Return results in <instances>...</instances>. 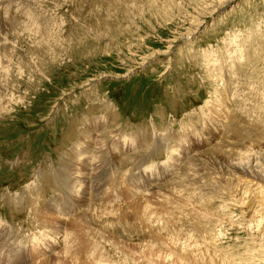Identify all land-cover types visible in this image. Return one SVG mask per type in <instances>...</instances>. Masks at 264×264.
I'll return each mask as SVG.
<instances>
[{"label":"rangeland","instance_id":"obj_1","mask_svg":"<svg viewBox=\"0 0 264 264\" xmlns=\"http://www.w3.org/2000/svg\"><path fill=\"white\" fill-rule=\"evenodd\" d=\"M0 2L24 20L0 19V264L43 254L46 212L84 217L94 260L264 264V183L237 167L264 151V0Z\"/></svg>","mask_w":264,"mask_h":264},{"label":"bare ground","instance_id":"obj_2","mask_svg":"<svg viewBox=\"0 0 264 264\" xmlns=\"http://www.w3.org/2000/svg\"><path fill=\"white\" fill-rule=\"evenodd\" d=\"M21 2V1H20ZM227 2V1H226ZM225 2V3H226ZM1 3V2H0ZM3 4V3H2ZM222 4V3H221ZM220 5V4H219ZM222 5H224V4H222ZM3 7H4V5H3ZM3 7H1L0 8V19L1 20H4L7 16H11L10 18L11 19H13L14 18V20H17L18 22H20V23H23L24 22V20H21V17L19 18V17H17L15 14H10L9 12H8V10H6V9H4ZM30 14H32L31 12H30ZM22 19H25V17L24 18H22ZM26 21V20H25ZM24 24H26V23H24ZM37 40L38 41H36V46L38 45L39 47L41 46V48H44V47H46V46H49V45H59V42H58V40H57V38H53L54 39V41H51V40H47L46 38H45V36H37ZM49 51H52V49L50 48L49 49ZM245 52V51H244ZM244 55V54H243ZM242 55V56H243ZM250 61V60H249ZM246 67V66H245ZM223 70V69H222ZM250 70V69H249ZM239 71V70H238ZM215 77H216V79H218V78H221L222 77V71L220 72L219 70L218 71H216L215 72ZM224 74V73H223ZM236 77V76H235ZM250 77V76H249ZM215 79V80H216ZM230 79H232V78H230ZM233 79H234V77H233ZM232 79V80H233ZM224 80V79H223ZM225 82V81H224ZM219 83V82H218ZM223 83V82H222ZM221 83V85H223ZM233 83V82H232ZM220 84V83H219ZM252 85V84H251ZM218 86V85H217ZM220 86V85H219ZM224 89V88H223ZM219 90H221V89H219ZM215 92V91H214ZM219 92V91H218ZM264 92V91H263ZM222 93V92H221ZM233 96V95H232ZM219 97V96H218ZM263 97V96H262ZM219 102V101H218ZM210 105V104H209ZM216 107V106H215ZM214 119V118H213ZM212 120V119H211ZM223 129V128H222ZM101 135V134H100ZM164 139H165V137H164ZM257 141V140H256ZM260 141V140H259ZM258 141V142H259ZM263 141V140H262ZM261 142V141H260ZM223 144V146L224 145H226L227 147L229 146V145H227V144H224V143H222ZM250 145H251V143H250ZM255 145V144H254ZM218 146H220V144L218 145ZM218 146H216L215 148H217ZM222 146V145H221ZM220 146V147H221ZM252 146V145H251ZM231 147V146H230ZM247 147V146H246ZM213 149V148H212ZM223 151V150H222ZM101 153V152H100ZM200 153V152H199ZM242 153H243V157L244 158H246L247 160H248V163L244 166V165H240V166H238L237 165V167L239 168V171L240 172H246V173H249L252 177H254V180H259V185H261V183L263 182L264 183V171L262 170V169H260V168H256L255 169V167H252L251 168V171H249L250 170V164H252L251 163V161H252V159H259V158H261V157H263L264 156V151L262 150V149H258V150H256V149H254V148H249L248 147V149L247 150H242ZM97 154V153H96ZM96 154H94V153H92V150H91V155H92V157L93 156H97ZM202 154V153H201ZM223 154V153H222ZM76 155H78V154H76ZM83 155H85V154H82L81 156H83ZM229 155V154H228ZM99 156V155H98ZM110 156V155H109ZM96 158V157H95ZM110 158V157H109ZM128 159V158H127ZM240 159V158H239ZM238 159V160H239ZM109 160V159H108ZM142 160V159H141ZM235 160V159H234ZM237 160V159H236ZM93 161H94V159H93ZM256 161V160H255ZM239 162V161H238ZM235 163V162H234ZM92 164V163H91ZM94 164V163H93ZM98 164H100V162L98 163ZM254 165V164H253ZM263 165V164H262ZM257 166H259L258 165V162H257ZM261 166V165H260ZM73 168H74V166H73ZM235 168V167H234ZM70 169H72L70 166L68 167V166H66V170H70ZM93 169L94 168H92V167H88V170L90 171V172H93ZM102 171H103V169H102ZM78 174L80 175V173L78 172ZM57 175V178H56V183H58V185H59V188L57 187V190H59L60 192H65L67 195H69V197H71L73 194H72V192H75V183L74 182H72V181H70L66 176H61V177H59L58 176V174H56ZM94 176V174L93 173H89V175H88V180H90L92 177ZM184 179V178H183ZM99 182V181H98ZM55 183V184H56ZM258 185V186H259ZM99 186V185H98ZM261 187V186H260ZM259 187V189L262 191L264 188V184H263V186H262V189ZM99 188V187H98ZM157 188V187H156ZM159 188V187H158ZM258 188V187H257ZM44 189V188H43ZM97 190V189H96ZM27 191V190H26ZM158 191V190H157ZM78 192V191H77ZM91 192V191H90ZM89 192V193H90ZM92 193V192H91ZM159 193V192H158ZM93 194V193H92ZM77 195V194H76ZM90 195V194H89ZM94 195H95V193H94ZM91 196V195H90ZM93 196V195H92ZM73 197V196H72ZM167 197V196H166ZM81 199H83L82 197H81ZM96 199V198H95ZM84 203H85V208H84V205H82L81 204V206H83V208H82V210H85V211H91V209L92 208H94V207H90V206H92V204H89L90 203V199H89V196L88 197H84ZM150 200V199H149ZM168 200V199H167ZM147 201H148V199H147ZM152 201V200H151ZM138 202V201H137ZM149 202V201H148ZM153 202H155V199H154V201ZM244 202V201H243ZM134 203V202H133ZM134 205V204H133ZM98 206V205H97ZM116 206V205H115ZM114 206V207H115ZM121 206V205H120ZM135 206V205H134ZM146 208H147V206L148 207H152V205L151 206H149V205H147V204H145L144 205ZM109 207V206H108ZM106 208V207H105ZM110 208V207H109ZM36 209V208H35ZM81 210V211H82ZM96 210V208L94 209V211ZM84 211V212H85ZM87 211V212H88ZM39 212V211H38ZM83 212V213H84ZM43 212H41V214H42ZM86 213V212H85ZM40 214V215H41ZM44 214V213H43ZM91 214V213H90ZM94 214H95V212H94ZM38 215V214H37ZM52 215V214H51ZM49 213L47 214V212L44 214V216H45V219L44 218H42L43 216H41L40 218H42V220L41 221H43L41 224H39L37 227H40V229L41 228H43V230H42V232H41V238H39L37 241H35L34 242V244H35V247H33V249H36V250H38V252H41V253H43V254H41L38 258H36L35 260L36 261H34L33 262V264H133V263H131V262H128L127 260H126V258L124 257V255H123V257H122V259H117L116 258V261H114L113 259V262H109V261H102V260H104L103 259V254H104V252H100V250L98 249L99 247V239L100 238H97V239H94L95 241L94 242H96V243H98V244H94V246L93 247H91V251L89 250V254L87 255V256H82V254H81V252L82 251H87V245H90V244H88L89 242H87V239L85 238V236L83 235V233L81 234L80 232H79V230L80 229H78L76 226H78L79 224H80V221L84 218H82L81 220H79V224L78 225H75V223H73L72 224V226L73 225H75L74 226V228L76 227L77 228V230L75 229V230H73V228H72V226L70 227L67 223V225H68V227H67V225L63 228V226H62V224L60 225V223H56L55 222V220L57 221V219H54L52 216H51ZM73 215L74 214H72V213H69L68 214V217H62L63 218V220L64 221H71V222H74V221H76L75 220V217H73ZM93 216V215H92ZM91 216V217H92ZM60 217V216H59ZM72 217L74 218V221H72L73 219H72ZM39 218V217H38ZM93 218V217H92ZM91 218V219H92ZM161 218V217H160ZM44 219V220H43ZM72 219V220H71ZM98 219V218H97ZM87 220V219H86ZM89 220V219H88ZM94 220V219H93ZM78 221V220H77ZM84 221V220H83ZM83 221L81 222V223H83ZM98 221H99V219H98ZM259 221V220H258ZM39 222V221H38ZM88 222V221H87ZM89 222H90V220H89ZM89 222H88V224H89ZM94 222V221H93ZM92 223V222H91ZM260 223L261 222H258V224L256 225V226H258V225H260ZM232 224V223H231ZM13 225V224H12ZM84 224H82V226H83ZM14 227V226H13ZM84 227V226H83ZM85 227L87 228V226L85 225ZM15 228V227H14ZM61 229V232H59L58 231V229ZM89 228H90V231H92L91 230V228H92V226L90 225L89 226ZM82 230V229H81ZM84 230V229H83ZM82 230V231H83ZM88 230L89 229H87V232H88ZM94 230V229H93ZM258 230V229H257ZM8 231V230H7ZM11 231V230H10ZM20 231V230H19ZM34 231V230H33ZM35 232V231H34ZM94 232V231H93ZM92 232V235L94 234ZM16 233V232H15ZM98 233V232H97ZM18 234V233H17ZM84 234H86V233H84ZM96 234V233H95ZM46 235H48V236H46ZM57 235H61V237H60V239H61V241H60V243H62V245H59V247H60V250L58 249V251L57 252H55L54 250H52V248H51V245H50V240H51V237L52 236H57ZM22 236V235H21ZM30 236V235H29ZM44 236H46V237H44ZM96 236V235H95ZM99 236V235H98ZM26 238H27V236H25ZM31 237V236H30ZM37 237V236H36ZM91 237V236H90ZM12 238V237H11ZM10 238V239H11ZM6 239V238H5ZM14 240H13V242L14 241H16L17 242V240H15L16 239V237L15 238H13ZM260 239V238H259ZM264 239V238H263ZM30 240V239H29ZM33 240V239H32ZM109 240V239H108ZM120 240V239H119ZM11 241H12V239H11ZM89 241V240H88ZM113 241V240H112ZM118 241V240H117ZM16 242H14V243H16ZM19 242V241H18ZM32 242V241H31ZM30 241H28V243H31ZM25 243V242H24ZM117 243V242H116ZM263 244V243H262ZM14 245V244H13ZM20 246H21V243H20ZM58 247V246H57ZM54 248V247H53ZM90 248V247H89ZM122 248V247H121ZM43 249H45L44 251H43ZM47 249V250H46ZM123 249V248H122ZM125 250H126V248H124ZM116 250H118V248L116 249ZM102 251V250H101ZM118 253H119V250L117 251ZM116 252V253H117ZM122 252H123V250H122ZM176 252V251H175ZM45 253H48V255H45ZM121 253V252H120ZM106 254H108V253H106ZM105 254V255H106ZM177 255H178V257L177 256H174L173 254H166L165 255V257H163V262H162V259L159 257V255H157V258L156 259H158L159 258V264H182L183 262V260L182 259H184L185 260V258H183L182 257V253L181 254H178V253H176ZM43 255H45V257H42ZM100 255H102V256H100ZM92 256H94V258L95 257H98V256H100L101 257V259L102 260H94V258H90V257H92ZM107 256H109V255H107ZM106 256V257H107ZM114 256V255H113ZM116 256V255H115ZM115 256H114V258H115ZM122 256V255H121ZM180 256V257H179ZM118 257V256H117ZM185 263V262H184Z\"/></svg>","mask_w":264,"mask_h":264}]
</instances>
